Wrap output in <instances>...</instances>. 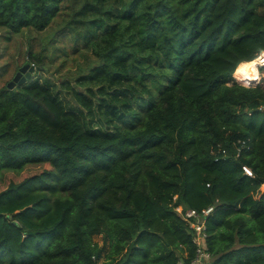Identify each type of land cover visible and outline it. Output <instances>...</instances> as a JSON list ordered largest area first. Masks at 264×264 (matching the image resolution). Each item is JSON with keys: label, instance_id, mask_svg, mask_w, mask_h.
I'll return each instance as SVG.
<instances>
[{"label": "trees", "instance_id": "obj_1", "mask_svg": "<svg viewBox=\"0 0 264 264\" xmlns=\"http://www.w3.org/2000/svg\"><path fill=\"white\" fill-rule=\"evenodd\" d=\"M64 1L0 0V28L46 30ZM71 22L99 60L79 80L106 79L122 104L99 97L112 125L92 126L0 68V264H190L177 204L213 205L211 264H264V75L232 78L264 49V0H83ZM34 38L18 57L39 63Z\"/></svg>", "mask_w": 264, "mask_h": 264}, {"label": "rangeland", "instance_id": "obj_2", "mask_svg": "<svg viewBox=\"0 0 264 264\" xmlns=\"http://www.w3.org/2000/svg\"><path fill=\"white\" fill-rule=\"evenodd\" d=\"M83 0H65L62 12L56 17V19L51 23V26L46 30L41 32L21 31L17 33H9L6 28H0V68L9 67L15 71L20 65L28 62L33 65L32 70H30V76L39 78L43 83L53 85V89L57 91L58 96L62 100L65 106H72L73 104L80 105L86 112V119L90 120L92 126H97L102 124L103 127H111L112 122H108L104 113L101 110L96 109V104L99 97H104L109 101L110 104H117L121 106L122 101L111 97V90L116 88L114 85H110L106 79H101L97 81H80L79 76L88 72L91 66L96 64L99 60L92 52V46L84 47L85 41L81 35L76 36V30H70L69 26L74 24L73 22L67 25V22L72 16L78 15V10ZM106 7L108 3H103ZM78 24V23H77ZM29 34L35 35L34 40L38 43L40 49L43 48V59L41 62L31 63L30 60L24 61L27 58V54L24 53L23 56L18 57L20 48L19 39H22L26 44V40ZM255 60L251 59V73L246 74L241 66V70L244 76L249 78L239 80L235 77L236 72L232 73V78L246 85L244 83L246 80L250 81L257 80L259 77L264 75V67H259V74L252 75L253 66ZM243 65V64H242ZM30 65L26 67L29 70ZM258 72V70L256 69ZM12 74V75H13ZM28 78V79H29ZM64 80H69L70 85L65 84ZM26 81V79L24 80ZM104 84L106 92L99 90V86ZM72 86L74 88L83 91L84 93L93 97L92 103L94 105V111L92 113L88 112V107L77 98L75 93L72 91ZM122 85L120 88H122ZM90 87L93 93L88 89ZM119 88V87H118ZM104 108V105H103ZM102 108V109H103ZM264 188V183L261 185ZM108 247V245H107Z\"/></svg>", "mask_w": 264, "mask_h": 264}, {"label": "built area", "instance_id": "obj_3", "mask_svg": "<svg viewBox=\"0 0 264 264\" xmlns=\"http://www.w3.org/2000/svg\"><path fill=\"white\" fill-rule=\"evenodd\" d=\"M253 59L255 60L256 67H264V49H259L256 51ZM264 69V68H263ZM259 73V69H258ZM244 142V140H242ZM221 148L222 152L225 151V148L218 144L217 150ZM238 154V152H237ZM242 170L249 174L253 175L252 168L247 163L241 164ZM213 205H208L203 207L201 210H198L194 207L184 208L182 204L175 205V209L179 211L184 218L187 220L189 227L193 230V241L195 243V253L190 264H211L212 255L206 244V230L204 222V214L209 212L212 209ZM177 264H183L182 261H178Z\"/></svg>", "mask_w": 264, "mask_h": 264}, {"label": "water", "instance_id": "obj_4", "mask_svg": "<svg viewBox=\"0 0 264 264\" xmlns=\"http://www.w3.org/2000/svg\"><path fill=\"white\" fill-rule=\"evenodd\" d=\"M28 65H30V68L29 70H26V67ZM32 68H33V65L28 62H25L22 65H20L18 69L15 71V73L13 74V76L7 81V85L9 87H13L16 82H23L27 77L30 76V70H32Z\"/></svg>", "mask_w": 264, "mask_h": 264}, {"label": "bare ground", "instance_id": "obj_5", "mask_svg": "<svg viewBox=\"0 0 264 264\" xmlns=\"http://www.w3.org/2000/svg\"><path fill=\"white\" fill-rule=\"evenodd\" d=\"M254 60V59H253ZM242 62V61H241ZM240 63V62H239ZM254 69H255V71H256V69H257V67H256V64L254 63ZM242 69H243V71L246 73V74H249V73H251V70H252V67H251V60H249V61H246V62H244L243 63V65H242ZM235 70H236V68H235ZM234 70V71H235ZM258 70V69H257ZM239 80H241V79H239Z\"/></svg>", "mask_w": 264, "mask_h": 264}, {"label": "crops", "instance_id": "obj_6", "mask_svg": "<svg viewBox=\"0 0 264 264\" xmlns=\"http://www.w3.org/2000/svg\"><path fill=\"white\" fill-rule=\"evenodd\" d=\"M242 61H247V60H242ZM241 62V61H240Z\"/></svg>", "mask_w": 264, "mask_h": 264}]
</instances>
